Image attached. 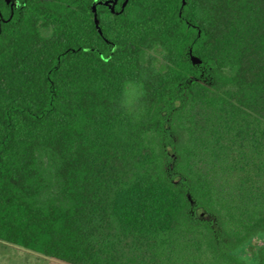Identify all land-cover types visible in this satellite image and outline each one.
Returning <instances> with one entry per match:
<instances>
[{
	"label": "trees",
	"instance_id": "trees-1",
	"mask_svg": "<svg viewBox=\"0 0 264 264\" xmlns=\"http://www.w3.org/2000/svg\"><path fill=\"white\" fill-rule=\"evenodd\" d=\"M19 1L0 22V240L69 264H249L264 0Z\"/></svg>",
	"mask_w": 264,
	"mask_h": 264
},
{
	"label": "rangeland",
	"instance_id": "rangeland-1",
	"mask_svg": "<svg viewBox=\"0 0 264 264\" xmlns=\"http://www.w3.org/2000/svg\"><path fill=\"white\" fill-rule=\"evenodd\" d=\"M264 244V236H256L243 251L241 256L253 264L252 255ZM245 255V256H244ZM0 264H69L26 249L24 247L0 240Z\"/></svg>",
	"mask_w": 264,
	"mask_h": 264
},
{
	"label": "flooded vegetation",
	"instance_id": "flooded-vegetation-1",
	"mask_svg": "<svg viewBox=\"0 0 264 264\" xmlns=\"http://www.w3.org/2000/svg\"><path fill=\"white\" fill-rule=\"evenodd\" d=\"M65 1L75 2L78 0H65ZM88 1H90V3L93 6V9L95 10L96 6L100 4L109 5L112 7V9H114L115 5L121 4L123 8L124 7L123 4L125 0H122V1L120 0H88ZM6 4H7V7H5L4 11L0 9V22L11 19V17L15 14L16 10L20 6V1L19 0H6Z\"/></svg>",
	"mask_w": 264,
	"mask_h": 264
},
{
	"label": "water",
	"instance_id": "water-1",
	"mask_svg": "<svg viewBox=\"0 0 264 264\" xmlns=\"http://www.w3.org/2000/svg\"><path fill=\"white\" fill-rule=\"evenodd\" d=\"M127 1H128V0H125V1H124V4H123L124 6H125V4L127 3ZM192 60H193L194 63H199V62H201V59L198 58V57H196L195 55H192Z\"/></svg>",
	"mask_w": 264,
	"mask_h": 264
}]
</instances>
